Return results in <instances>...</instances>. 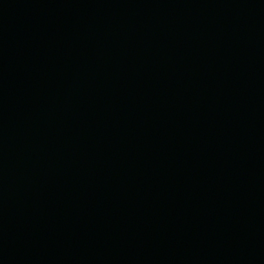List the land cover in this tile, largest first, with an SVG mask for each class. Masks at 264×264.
<instances>
[{
	"label": "water",
	"instance_id": "obj_1",
	"mask_svg": "<svg viewBox=\"0 0 264 264\" xmlns=\"http://www.w3.org/2000/svg\"><path fill=\"white\" fill-rule=\"evenodd\" d=\"M0 264H264V0H0Z\"/></svg>",
	"mask_w": 264,
	"mask_h": 264
}]
</instances>
